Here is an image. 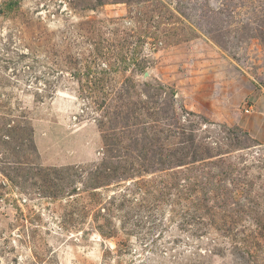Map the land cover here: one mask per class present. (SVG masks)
I'll list each match as a JSON object with an SVG mask.
<instances>
[{"label": "rangeland", "instance_id": "1", "mask_svg": "<svg viewBox=\"0 0 264 264\" xmlns=\"http://www.w3.org/2000/svg\"><path fill=\"white\" fill-rule=\"evenodd\" d=\"M0 264H264V0H0Z\"/></svg>", "mask_w": 264, "mask_h": 264}]
</instances>
